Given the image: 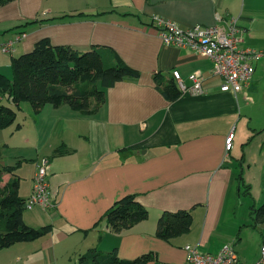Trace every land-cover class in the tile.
Here are the masks:
<instances>
[{
    "label": "crops",
    "instance_id": "1",
    "mask_svg": "<svg viewBox=\"0 0 264 264\" xmlns=\"http://www.w3.org/2000/svg\"><path fill=\"white\" fill-rule=\"evenodd\" d=\"M156 17L182 28L233 17L244 29L243 45L264 51V0H12L0 6V72L5 75L13 56L31 51L43 38L79 51L113 49L140 73L108 87L93 114L67 104H45L37 113L21 105L16 121L0 129V167L17 166L12 173L20 178L19 195L30 194L45 156L55 201L48 209L23 211L26 224H51L52 231L0 249V264H71L91 247H116L126 259L150 253L154 258L147 264H182L187 244L210 253L228 244L239 264L260 260L264 221L253 226L250 210L264 203L257 205L254 194L255 182L263 181L264 140L244 143L246 134L239 137L238 131L248 115L252 132L264 134L263 127L253 129V114L245 109V102L256 105L260 99L249 94L260 88L264 96V52L248 85L239 92L221 91L213 62L164 44ZM20 32L26 36L11 53L3 52L1 46ZM174 69L187 84L191 73H199L203 93L181 91L175 83L179 94L168 99L161 88L174 80ZM229 132L234 136L226 150ZM10 177L4 173L2 185ZM247 184L249 192L242 195L250 202L243 206L240 192ZM126 195L144 205L147 219L118 233L104 222L96 225ZM179 210L190 211V230L168 240L156 237L158 218Z\"/></svg>",
    "mask_w": 264,
    "mask_h": 264
},
{
    "label": "trees",
    "instance_id": "2",
    "mask_svg": "<svg viewBox=\"0 0 264 264\" xmlns=\"http://www.w3.org/2000/svg\"><path fill=\"white\" fill-rule=\"evenodd\" d=\"M10 1L0 0V6ZM10 69V76L0 72V129L16 121L17 111L24 102L33 107L34 113L45 104H67L83 114H93L105 102L108 87L140 75L113 49L95 46L79 51L70 46L53 45L47 38L38 40L31 51L13 56ZM161 91L168 99L179 94L174 80ZM57 153H60L59 149ZM16 167H0V249L38 239L52 231L51 224L32 227L24 222L22 214L26 207L25 199L18 193L20 178L12 173ZM6 172L11 173V177L2 185ZM248 192L247 184L240 194ZM250 215L253 226L263 222L264 203L257 208L252 206ZM147 217L148 210L144 205L134 195H126L113 202L96 225L104 222L118 233ZM191 224L190 211L164 212L157 220L156 237L168 240L188 232ZM153 258L152 254L146 253L126 259L119 256L116 247L108 251L91 247L71 264H147Z\"/></svg>",
    "mask_w": 264,
    "mask_h": 264
},
{
    "label": "built area",
    "instance_id": "3",
    "mask_svg": "<svg viewBox=\"0 0 264 264\" xmlns=\"http://www.w3.org/2000/svg\"><path fill=\"white\" fill-rule=\"evenodd\" d=\"M218 21H222L220 17ZM162 42L208 57L213 62L212 72L221 78V91H241L249 84L255 70L254 62L263 55V50L243 45L244 29L237 24L236 18H229L222 24H194L186 28L176 22L156 17L154 20ZM21 36V35H18ZM15 37L1 46L6 53L14 50ZM172 77L181 91L194 94L203 93L202 76L193 72L188 76L190 84L181 77L178 70H172ZM233 132L225 138V149L232 147ZM49 160L43 156L39 159L32 179L30 194L25 199V207L35 206L48 209L54 206V196L48 182ZM185 260L182 264H239L232 246L225 244L217 253L199 250L196 246L185 245ZM262 256L255 264H264V246Z\"/></svg>",
    "mask_w": 264,
    "mask_h": 264
},
{
    "label": "rangeland",
    "instance_id": "4",
    "mask_svg": "<svg viewBox=\"0 0 264 264\" xmlns=\"http://www.w3.org/2000/svg\"><path fill=\"white\" fill-rule=\"evenodd\" d=\"M156 28H157V26H156ZM18 35H21V36H18ZM25 36H26L25 32H20V33H18L16 35L17 39L14 42V48L16 47V44L19 43L20 40L22 38H24ZM9 41H11V40H9ZM8 75L10 76V74H8ZM261 76H262V80L260 81V83H261L262 88L264 89V70L261 71ZM261 94H262V91H261L260 88L256 91V93L249 94L250 95L249 96L250 99H252L251 97H253L254 99H256V97L260 98V99H257L258 100V104L253 105L250 102H245V104H247V108H245V109L248 110V111H251V113L253 114V119H252V127H253V129L254 130H259L260 128L263 127L259 131H263L264 130V126H257V125H263V123H264V110H261L262 107L264 108V96L261 98ZM250 99H248V101H250ZM30 106L31 105L28 102L22 103V108H24L23 110H26V109L28 110L30 108ZM248 121H249V116L248 115H244L242 117L241 125L239 126L240 129L238 131V135H239V137H241L240 135L244 136L246 134L244 136V138L241 137V141L245 143V142L249 141V139L250 140L252 139V143L253 144L256 143V145H257L258 141L264 140V134L261 137H259L258 134H260L261 132H258V131L252 132L250 126L247 124ZM0 137H2V133L0 134ZM237 142H238V140H237ZM256 145H254L253 148H255ZM242 147H244V144L242 145ZM247 150H251V149H247ZM254 152H255V149H253V153ZM242 153H243V150L241 152H239V155H241ZM262 170H263L262 171V179H263V181H262L261 184H260V182H255V186H254V194H255V196H258V201H259L257 205H260V203L264 199L263 198L264 197V167L262 168ZM255 191H256V193H255ZM241 199L243 201V206H246L247 203L250 202V197L247 196V195H241ZM260 199H262V200L260 201ZM238 205L240 207L242 206V204H238ZM36 207H39V206H35L33 208H36ZM24 211H28V209L25 208ZM75 259L76 258H72V261H75ZM72 261H71V263H72Z\"/></svg>",
    "mask_w": 264,
    "mask_h": 264
}]
</instances>
